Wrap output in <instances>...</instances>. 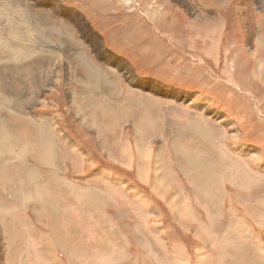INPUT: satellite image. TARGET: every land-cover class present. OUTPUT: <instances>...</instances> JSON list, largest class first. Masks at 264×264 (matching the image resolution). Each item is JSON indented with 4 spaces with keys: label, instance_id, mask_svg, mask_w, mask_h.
Returning <instances> with one entry per match:
<instances>
[{
    "label": "rangeland",
    "instance_id": "1",
    "mask_svg": "<svg viewBox=\"0 0 264 264\" xmlns=\"http://www.w3.org/2000/svg\"><path fill=\"white\" fill-rule=\"evenodd\" d=\"M191 1L193 10L176 0H0V264H48L41 250L44 236L66 264L96 262L91 241L111 243L114 252L124 254L120 264H263L264 194L249 191L256 205L237 206L238 213L234 207L219 209L218 203L223 193L233 204L246 189L221 160L234 149L221 145L224 130L231 135L239 130L232 143L236 148L245 143L243 155L253 150L250 142L263 150L264 107L250 114L249 123L235 113L208 115L215 112L212 107L231 110L220 102L224 96L242 97L251 109L250 97L264 93L262 53L254 42L248 45L241 21L249 25L255 17L243 0ZM255 11L264 13L257 3ZM258 22L263 37L264 24ZM189 104L205 110L202 123L210 128L194 120ZM136 128L144 134L141 142L150 145L147 157L140 154ZM189 132L197 139L187 142ZM202 139L211 145L209 175L221 167L210 184L211 199L199 185L193 188L198 171L187 169L184 154L190 149L196 155ZM160 148L170 167L156 183L153 165L160 161ZM175 163L184 174L175 173ZM12 164L17 171L10 173ZM139 165L148 179L138 178ZM107 170L136 187L130 204H122L102 176L96 177ZM177 180L199 201L201 227L190 226L180 208L190 196L183 201L178 195V204L171 205ZM257 205L255 219L251 208ZM242 222L248 227L239 234ZM105 230L119 239L98 237Z\"/></svg>",
    "mask_w": 264,
    "mask_h": 264
},
{
    "label": "crops",
    "instance_id": "2",
    "mask_svg": "<svg viewBox=\"0 0 264 264\" xmlns=\"http://www.w3.org/2000/svg\"><path fill=\"white\" fill-rule=\"evenodd\" d=\"M243 2H244V0H243ZM256 3L259 5L260 8H262V10H264V3H262V4H260L258 2H256ZM224 6H228V4L224 5ZM258 12L255 11L254 16H253L255 18L250 20L249 25L246 23H243V18L241 21L243 24L244 31H245V29H247L246 30L247 32L245 31V33L247 35L248 45L250 42L251 43L254 42V48L262 53V55L258 58V60L261 61V64L259 63V68H261L262 66H264V42H263L264 36L262 37L260 43L256 42V37H252V35H255L257 33H259L262 36L261 30H260V32H258L257 29L260 27V24L258 22L259 19H262L263 24H264V13H262V12L258 13ZM242 17H243V13H242ZM240 19H241V17H240ZM254 27L256 28V30ZM261 42H263V43H261ZM259 78H261L262 83L264 84V72L262 74H259ZM139 79L141 80L142 78L140 77ZM143 79H146V78H143ZM142 83L143 82L141 80L138 82V85L141 87L143 85ZM150 89L155 91V89H157V85H150ZM208 98L212 99L213 102H215L214 97L208 96ZM250 98L255 101L254 107L251 108L252 110L250 109L251 105L249 103L242 102V97H237V96L225 97L224 96L222 101H220V102L221 103L226 102L227 104H229L231 106L230 107L231 110H228L227 108H225L227 111H223V110L221 111L215 107H212L211 109H214L215 112L208 113V115L217 116L219 113L220 114L223 113V115L228 118L229 117L228 115L235 113V114H239L240 116H242V115L246 116L248 119L247 123H249L250 114L254 110H257L260 107H264V93L256 92ZM192 103H194V102H192ZM189 105L193 106V108L195 109V111L193 113L194 114V120L197 117V119H199L200 122L202 123L203 122V114L202 113L205 112V110L203 108L200 109V107L198 108L195 105H191V104H189ZM234 121H235L237 127L241 130L237 120H234ZM260 121H261L262 126L264 127V115H263V117L260 118ZM202 125L206 129L211 127V124L209 122H206V123L204 122V123H202ZM250 125L252 126L253 124H250ZM136 130H137L136 131V140H137L138 135L141 137V140H142L144 134H141V131L139 129L136 128ZM224 131H226V134L224 135V138L221 139V141H224V142H222L221 145L225 144L226 146L227 145L229 146L230 144H232L234 149H232L233 154H230L229 157L223 155L221 160L223 162H225L226 170L229 172V174H231V177L234 175L232 178L235 180V182H237V184H239L240 186H242L246 189H245V192H240L242 194L240 196L239 195L238 196L232 195V198L235 196L233 199L234 200L233 204L228 203V200H230L232 202L231 198L228 197V194L223 195V193H222L221 195H219L220 202L218 203V206H219V209H222L225 211L231 210L234 207V212L238 213V207H243L242 210H244V209H247L244 207L256 205L253 203L254 200H252L253 197L250 195V192L252 194H255V189H260L258 192H256V196H258L259 193L264 194V149L262 150L261 148H258L259 147L258 144L250 142V143H247L248 144L247 146L251 147L253 150L250 151L248 156L243 155L244 154L243 153L244 152L243 146L245 145V143H243L241 147L236 148V146H234L235 144L232 143V139H234L233 138L234 135L229 134L227 129ZM241 132L243 135L242 130H241ZM186 138H187L186 139L187 142H190L191 140L197 139V138H194V136L190 132L186 135ZM202 140H203L202 141L203 146L195 148V149L199 150L196 155L195 154L192 155V150H190V149H187L184 152V154L187 156V158H186V161H188L187 169L191 170V171L194 169H197V171H198L197 182L195 184H192L193 188L196 187L197 185H199V186H197V188L203 190V193H201V194H204V196H206L207 199H211L210 197H212V195L215 193V191H212V189H210V188L207 190V188H208L207 185L201 184L200 180L204 177V180H202V181H205V182H208L209 184H212L211 181L215 180L214 177L216 176L217 171H218L216 169L221 170V167L219 166V168L216 167L214 169L215 175H209V171L211 169V167H210L211 154L208 152L210 151L209 149L211 148V145L209 144L210 143L209 140H207V139H202ZM150 143H151V141H150ZM145 146H146V144H143V142H142V145L139 148V151H140V154H143L144 157H147V154L145 151ZM124 147L126 149L130 148L131 147L130 142L129 141L125 142ZM146 147H147V150L150 152V150L148 149V148H150V145H147ZM255 149L258 151H254ZM149 152H148V154L149 155L151 154V157H152L154 152H152V153H149ZM160 153H161V155H160ZM112 155H113L112 158H114L115 160L118 159V155H116V153L112 152ZM158 156L160 157V161L157 162V160H156L155 164L153 165V170L155 171L154 178L156 180V183H162L164 181V179L168 176V170H169L170 165H169V160L167 159V157L165 155V151L163 148H160L158 150V152L156 153V159ZM151 157H150V159H151ZM150 159H148L146 162L149 163ZM245 160L249 162V164H250L249 166L244 165ZM119 162H121V164L123 166L126 165L125 162H123L122 160H119ZM129 164L132 166V163L130 161H129ZM172 168L176 174H180L181 171L184 174L183 168L181 169L178 166V164H176V163L172 164ZM246 170H248L250 172H247ZM203 173H204V175H203ZM136 174H137L139 179H141V178L148 179L147 176L149 175L147 170L142 168L140 165L136 169ZM241 174H247V176H245L243 179H241V178L238 179L237 177ZM95 175H96V177L102 176L101 178L103 179L105 186L109 190L114 189V193H115L117 199L120 200V202L122 204H123V202H124V205H128L131 203V200H132L133 196L135 195L134 191H136V187L132 184H129L128 182L125 183L124 181H122V180H124V178L122 177V174L115 173L113 170H107V171L101 172L100 174L96 173ZM212 178H214V179H212ZM146 179L143 181L145 184H148ZM182 182L180 180H177V182H174V184H173L177 188V193H176V195H173L171 197L170 203L172 206H174L175 203L178 204V201H179L178 195H182L183 201H184V198H187V196L188 197L190 196L189 194H186L185 192L182 191L183 184H184V182L183 183ZM218 182L219 183L221 182L220 177L218 178ZM212 185L214 186V183ZM167 186L168 185H166V187ZM209 187H212V186H209ZM244 188H241V190H243ZM171 189H172V187H171ZM248 193L250 196H247ZM101 195H103V194H101ZM74 197H75V199L77 198L76 196H74ZM194 197L198 198L196 195H194ZM105 198L107 200L106 203H109L108 208H112V206L110 205V203H112V201H110L108 196ZM249 198H250V201H248ZM182 200H181V202H182ZM91 201L92 200H89L88 204ZM185 204L186 205H184L182 203L180 208H185L184 212H187L188 217H190V219H189V221L191 223L190 226H192V225L196 226V224H197V226H200L199 225V215H198L199 212L198 211L200 210L201 205L199 204V201H197L195 203L193 198H192L190 200H187ZM261 204L264 205V198L261 201ZM196 205L199 206L198 209L196 208ZM226 206H228V207H226ZM262 209L264 210V206H262ZM251 210L253 211V218L257 219V217H258L257 212L259 210L258 205L254 209L251 208ZM238 216L241 218V221H242L243 216H241L239 214H238ZM210 217H211V215L209 212L207 219L209 220V224L211 225L213 221ZM245 219H247V218L245 217ZM249 219H250V217H249ZM154 223L157 224L156 222H154ZM261 225H263V223H261ZM246 227H248V225L242 222L241 226H238V228H237L238 233L240 234L241 232L245 231ZM205 229H209V228L206 227ZM105 231L107 233L103 234V235L101 232L98 233V237L101 236L102 238H104L105 241H110V239H111L112 242H115L120 237V235H116V234L111 233L110 230H105ZM75 233H78V231L76 229H75ZM48 240H50L49 236L43 237V240H42L43 246L41 248V250L44 252L43 258L48 260V264H66L65 260L63 258H60L59 255L57 256V258L54 256L53 249L55 247H54L53 243L48 242ZM200 242H203V241L202 240L197 241V243H199V244H200ZM46 243L50 246H48ZM110 244L111 243H109V244H105V243L94 244L93 241H91L90 247L92 248V251H94L91 253V255L94 256L93 259H94V261H96V262H92L91 264H120L121 262L125 261L124 260L125 259L124 254L122 252H119L118 250L114 252L113 246ZM47 247H48V249H46ZM216 248H217V246H216ZM242 261H244V260L242 259ZM68 264H70V259H69ZM128 264H130V263H128ZM131 264H135V263H131ZM238 264H243V263H238ZM260 264H262V262ZM263 264H264V262H263Z\"/></svg>",
    "mask_w": 264,
    "mask_h": 264
},
{
    "label": "bare ground",
    "instance_id": "3",
    "mask_svg": "<svg viewBox=\"0 0 264 264\" xmlns=\"http://www.w3.org/2000/svg\"><path fill=\"white\" fill-rule=\"evenodd\" d=\"M176 1H178V2H180V3H183L184 5H185V7L186 8H188V9H192L193 10V7H192V1L191 0H176ZM256 2H258V3H260V4H262V3H264V0H244V2H243V5H244V7H247L248 9H249V11H250V13H251V15L252 16H254V13H255V3ZM11 24V23H10ZM13 24V23H12ZM252 37H259V38H261L262 36L259 34V33H257V34H255V35H252ZM263 42H264V39H263ZM135 79V78H134ZM141 81V80H140ZM154 83V82H153ZM156 85V84H155ZM142 87V86H141ZM143 88V87H142ZM163 92V91H162ZM170 92V91H169ZM172 92V91H171ZM178 94H182V93H180V92H177ZM159 94H161V92L159 93ZM174 94V93H173ZM128 95V94H127ZM139 95V94H138ZM141 95V94H140ZM126 96V95H125ZM137 96V95H136ZM171 96H174V95H171ZM183 96V95H182ZM132 97V96H131ZM141 97V96H140ZM177 98V97H176ZM127 100H128V98H127ZM233 122V121H232ZM230 123L229 122V124H235L234 122L233 123ZM196 123H197V121H196ZM235 130V129H234ZM236 131L238 132V133H240L239 132V130L236 128V130H235V134H234V136L235 137H239V135L236 133ZM46 137V136H45ZM136 143H137V145H139V148L141 147V145H142V142H141V137L138 135L137 136V140H136ZM29 144V143H28ZM26 149V148H25ZM6 153H8V151H6ZM48 153H50V152H48ZM45 156V155H44ZM12 157V156H11ZM14 157V156H13ZM45 158V157H44ZM12 159V158H11ZM203 160V159H202ZM10 162V161H9ZM8 162V163H9ZM7 163V162H6ZM11 163H14L13 161H11ZM8 170H10V173L11 172H16L17 171V168H16V165H14V164H12V165H10L9 167H8ZM4 172H5V169H4ZM7 173V172H6ZM6 173H4V174H6ZM9 173V174H10ZM0 174L2 175V173L0 172ZM8 174V173H7ZM1 175H0V177H1ZM20 177V176H19ZM18 178V177H17ZM20 179V178H19ZM1 180V179H0ZM17 183V182H16ZM210 186V184L209 185H207V187H209ZM210 188V187H209ZM3 224V223H2ZM27 239V238H26ZM48 245V244H47ZM48 246H50V245H48ZM52 248V247H51ZM46 249H48V247L46 248ZM49 251V250H48ZM50 252V251H49ZM36 253V252H35ZM43 254H44V252H43ZM49 254V253H48ZM46 255V254H45ZM48 256V255H47ZM6 259V258H5ZM42 263V262H41Z\"/></svg>",
    "mask_w": 264,
    "mask_h": 264
},
{
    "label": "flooded vegetation",
    "instance_id": "4",
    "mask_svg": "<svg viewBox=\"0 0 264 264\" xmlns=\"http://www.w3.org/2000/svg\"><path fill=\"white\" fill-rule=\"evenodd\" d=\"M215 6H217V5H215ZM220 8H223V7H220Z\"/></svg>",
    "mask_w": 264,
    "mask_h": 264
}]
</instances>
